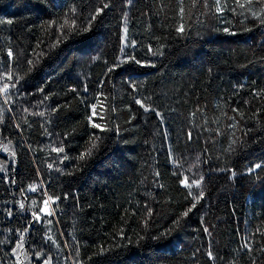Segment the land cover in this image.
Here are the masks:
<instances>
[{"label": "trees", "instance_id": "1", "mask_svg": "<svg viewBox=\"0 0 264 264\" xmlns=\"http://www.w3.org/2000/svg\"><path fill=\"white\" fill-rule=\"evenodd\" d=\"M241 2L0 0L2 264H264V0Z\"/></svg>", "mask_w": 264, "mask_h": 264}, {"label": "snow or ice", "instance_id": "2", "mask_svg": "<svg viewBox=\"0 0 264 264\" xmlns=\"http://www.w3.org/2000/svg\"><path fill=\"white\" fill-rule=\"evenodd\" d=\"M234 2L237 4V7H239V8H245V7L247 6L245 3H242L241 0H234ZM129 3H131V0H129ZM195 3H196V0H193V6H195ZM216 3H217V5H218L217 8H216V11H217V12L222 11L221 7H219V0H216ZM251 3H252V0H247V4H251ZM108 6H109L108 3H104L103 6H102L100 9H97L96 12H95L94 14L91 15L90 20H89V23L86 24V25H82V26H80V27L76 30V34H77V35H81V34H84V33L88 32V31H90V30H91V24H92V22L95 21L96 16H97V15H101V14L103 13V9H104V8H107ZM73 11H74V10H73ZM232 11L235 12V8L232 9ZM180 12H181V15H182L183 12H184V8H183V7H181ZM253 14L256 15L255 13H253ZM256 18H257V19H260V16L257 15ZM123 22H124V25H125V27H124V34H125L124 42H125V45L128 46V41H127V39H126V36H127V27H126V25H127V22H128V17H127L126 14H125L124 17H123ZM8 23H11V21H8ZM67 23H68V21L65 20V21L63 22V24H61V29H62V28L64 27V25L67 24ZM262 23H264V21H262ZM70 28H76V25H75L74 22H73V24L70 26ZM184 30H185V29H184L183 24H181V25L178 27V29H177V31H179V32H184ZM224 31H225V32H228L229 35H236L235 32H232V31H230L229 29H224ZM61 34L63 35V32H62ZM69 34H71V33H69ZM59 42H60V41H57V43H59ZM131 46L134 47V46H135L134 43H132ZM149 51H151V48H149ZM154 54H156V53H154ZM7 55H8V57H10V58L13 57V53H12L11 51H9V52L7 53ZM126 62H135L136 64H142V62H141L140 60H136L134 56L129 55V56L124 57V58H123L122 60H120L118 63H115L114 65L110 66V67L108 68V72H112V71L118 69L119 67L122 66L123 63H126ZM27 63H28L30 66H34V65H33V61H31V60L27 61ZM145 66H146V65H145ZM151 66H154V65H151ZM29 71H31V67L29 68ZM7 79H8V80H13V76H12V74H10V73L7 74ZM17 82H18V81H17ZM13 86H15V85H13ZM130 87H132V89H133L134 91L137 90L135 84H131ZM3 91L6 92V93L8 92V86H7V85L4 86ZM40 91L42 92L43 89L41 88ZM45 98H47V97H45ZM5 102H7V98L5 99ZM136 103L139 104L140 107L143 108L145 111H155V109L151 108V106H146V105H145L144 103H142L140 100H136ZM96 107H97V105H96L95 103H93V104L91 105L92 116H96V114H97V113H96ZM156 115H157V117H159V118L161 119V121H163V115H162V113H160V112H156ZM90 119H91V118H90ZM92 127H93V128L102 129V125L99 124V123H92ZM188 135H189V137H190V136H191V133H189ZM94 147H95V144H93L91 147H89V149H88L85 153H82V154L80 155L79 159H80V160H84L86 156H90L91 153H92V149H93ZM7 150H8V149L5 148V151H7ZM52 151H53V152L60 153V152H63L64 149H63L62 147H60V148H53ZM12 155L14 156L15 153L13 152ZM67 158H68L67 156L64 157V159H67ZM49 167L51 168L52 165L50 164ZM260 167H261V166H260L259 164L255 166V168H260ZM254 170H255V169H253V171H254ZM233 175H235L234 172H233ZM181 182L183 183L184 187H186V188L191 189V188L193 187V185H195V187H196L197 189H199V191H198L197 193H195V194H192L191 192L189 193L190 195H192V198H193L194 203H192L191 206H190L186 211H184V212L182 213V218H186V217L189 215V213L192 212V210L196 207V204L199 203L200 200L204 199V195H205V193H204V190L201 188L202 177H201L200 180H193L192 183L190 184V183H188V177H187V176H184V178H183V180H182ZM30 188H31L32 191H35V190H36L35 186H30ZM66 198H67V197H66ZM57 199H59V198L56 197V198L54 199L53 197H49L48 200H45V201L43 202V204H44V209H43V210L46 211V210L48 209L49 201H52L53 203H55V200H57ZM20 207H21V208L24 207L23 203L20 204ZM48 214L51 215V212H49ZM9 215H11V212H9ZM32 215L35 216L37 220L40 219V217H39V215H38L37 213L34 212V213H32ZM147 215H148V217H151V216H152V210H151V209L148 210ZM175 223H176V225H179L180 220H177ZM171 231H172V229H169L168 232L162 233L161 236H162V237H166L167 235L170 234ZM204 231L207 232L208 229L205 228ZM258 231H259V230H258ZM261 234L264 235V233H261ZM20 236H21V241H22V240H23V233H21ZM49 239H51V237H49ZM244 246H245V247H248L249 251H251V248L249 247V245H248L247 242H245V245H244ZM17 247H18V248L22 247V243H21V245H17ZM101 251H103V249H101ZM208 255L211 257V256H212L211 252H209ZM38 258H39V257H38ZM44 264H51V260H50V258H45V259H44Z\"/></svg>", "mask_w": 264, "mask_h": 264}, {"label": "rangeland", "instance_id": "3", "mask_svg": "<svg viewBox=\"0 0 264 264\" xmlns=\"http://www.w3.org/2000/svg\"><path fill=\"white\" fill-rule=\"evenodd\" d=\"M36 190H37V188H36ZM36 190H35V191L30 190V192L33 194V193L36 192ZM45 200H48V198H46ZM45 200H44V201H45ZM55 202H56V201H55ZM36 204H37V199H32L31 205H32L33 207H35ZM53 204H54V203H53L52 201H49L48 209H47L46 211L43 210V209H44V204H43V206H42V208H41V212H42L44 215H46V216H53L54 213H55V210H54V206H53ZM49 212H51V215L48 214ZM3 233H5V231L2 230V234L0 233V248H1V249H2L3 245L6 243V240H4L5 237H4V234H3ZM49 237H50V232L47 233V235H46V239H47V240H51V239H49ZM3 251H5V247H3ZM0 264H2V263L0 262Z\"/></svg>", "mask_w": 264, "mask_h": 264}]
</instances>
